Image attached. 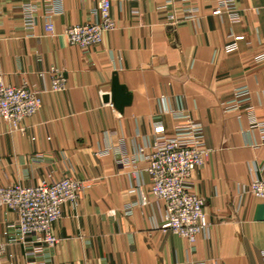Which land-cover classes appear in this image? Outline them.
I'll return each instance as SVG.
<instances>
[{"label": "crops", "instance_id": "crops-1", "mask_svg": "<svg viewBox=\"0 0 264 264\" xmlns=\"http://www.w3.org/2000/svg\"><path fill=\"white\" fill-rule=\"evenodd\" d=\"M97 1L0 0L2 81L49 88L51 68L67 78V89L44 94L20 128L0 123V188L65 176L89 183L76 204L62 207L57 244L40 251L19 239L16 214L0 205V264H263L264 199L247 187L264 172L263 135L253 126L264 123V62L255 61L264 52V0H235L237 22L213 13L217 0H192L197 20L184 19L185 0L114 3L116 26L102 44L71 45L64 30L95 22ZM50 7L59 11L53 34L42 18ZM230 34L233 52L225 50ZM114 74L131 95L122 110L111 100ZM241 87L253 117L247 104L226 109ZM179 112L203 125L210 149L192 177L210 223L194 244L161 231L165 203L152 194L139 153L150 151L156 124L167 136L183 124Z\"/></svg>", "mask_w": 264, "mask_h": 264}, {"label": "built area", "instance_id": "built-area-1", "mask_svg": "<svg viewBox=\"0 0 264 264\" xmlns=\"http://www.w3.org/2000/svg\"><path fill=\"white\" fill-rule=\"evenodd\" d=\"M134 0H98L94 10L95 22L75 24L64 30V35L71 45L88 50L102 44L106 33L115 29L116 22L111 10L114 3L122 4ZM184 19L197 20L198 9L192 5V0H185ZM171 3V1H169ZM214 14L227 13L232 22L239 20L235 0H217ZM163 8L166 7L162 6ZM59 11L50 7L42 15L47 34L54 33V18ZM27 25H32L31 11L25 16ZM168 21L174 25L177 20L173 14L168 15ZM237 36L229 35L225 45L227 52L237 50ZM256 62H264V52L255 58ZM49 88L33 89L27 85L15 87L6 85L0 72V123H8L14 129L20 128L23 120L35 115L42 105V97L46 93L62 92L67 89V78L64 72L51 68ZM250 92L246 87L237 88L232 102L227 110H236L241 105L253 117V106L249 103ZM183 124L176 127L167 136L161 124L154 126L155 138L145 153L140 149L141 158L148 163L147 173L151 180V192L155 198L165 203V210L160 229L163 233H172L187 239L194 244L201 234L209 231L210 223L205 213L204 198L191 192L192 177L195 171L202 168L210 155L205 140L204 127L190 116L179 112L175 116ZM253 126L261 130L264 140V123L253 121ZM102 150L99 154H105ZM128 165L130 159L119 160ZM89 183L65 176L60 180L43 181L36 186L19 184L0 188V205L9 208L16 214L13 226L19 232L21 241H31L37 244L36 251L43 246L54 247L58 238L53 232L54 223L62 216V207L66 203L76 204L84 188ZM247 192L264 199V172L254 178L247 187ZM146 203V198H143ZM128 213L130 210L127 211ZM6 244L0 241V257L5 253ZM264 264V263H263Z\"/></svg>", "mask_w": 264, "mask_h": 264}, {"label": "water", "instance_id": "water-1", "mask_svg": "<svg viewBox=\"0 0 264 264\" xmlns=\"http://www.w3.org/2000/svg\"><path fill=\"white\" fill-rule=\"evenodd\" d=\"M111 100L119 110H122L131 100L130 93L124 85L120 84L117 74H114L112 79Z\"/></svg>", "mask_w": 264, "mask_h": 264}]
</instances>
